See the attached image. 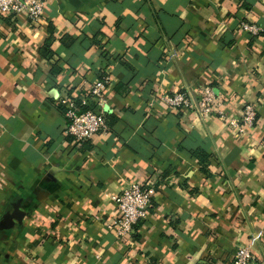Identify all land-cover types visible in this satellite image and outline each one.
<instances>
[{
	"label": "crops",
	"instance_id": "1",
	"mask_svg": "<svg viewBox=\"0 0 264 264\" xmlns=\"http://www.w3.org/2000/svg\"><path fill=\"white\" fill-rule=\"evenodd\" d=\"M264 0H48L0 15V264H264ZM109 75V131L77 143L64 99ZM208 86L221 116L160 97ZM257 107V125L231 123ZM93 104V103H92ZM129 183L155 189L131 239Z\"/></svg>",
	"mask_w": 264,
	"mask_h": 264
},
{
	"label": "built area",
	"instance_id": "2",
	"mask_svg": "<svg viewBox=\"0 0 264 264\" xmlns=\"http://www.w3.org/2000/svg\"><path fill=\"white\" fill-rule=\"evenodd\" d=\"M47 1L0 0V15L11 16L25 13L31 23L36 24L45 13ZM241 28L254 36H258L262 31L256 24L245 22L241 23ZM110 82V76L105 75L92 85L81 101L75 99L63 100L66 117L69 121L66 133L75 142L84 143L109 131L105 103ZM160 102L177 112L195 111L205 117L216 115L222 117L223 115L221 111L222 100L217 89L213 86L204 88L198 97L180 91L160 97ZM257 116L256 105L248 103L243 107L240 119L231 124L235 127L238 135H244L257 125ZM154 195L155 189L150 183H129L118 196L113 197L117 204L119 217L113 221L110 228L118 239L125 241L131 239L137 225L147 218ZM252 261V254L247 248L237 250L235 264H252Z\"/></svg>",
	"mask_w": 264,
	"mask_h": 264
},
{
	"label": "trees",
	"instance_id": "3",
	"mask_svg": "<svg viewBox=\"0 0 264 264\" xmlns=\"http://www.w3.org/2000/svg\"><path fill=\"white\" fill-rule=\"evenodd\" d=\"M249 35H251V34H249ZM251 36L253 37V39H255V38H258L259 39L260 37L264 36V31L262 30L259 33L258 36H254V35H251ZM102 78H103V76H102ZM89 108H94V107H89ZM107 121H108V126H109V129H110V127H111V116L109 115V113H107Z\"/></svg>",
	"mask_w": 264,
	"mask_h": 264
}]
</instances>
